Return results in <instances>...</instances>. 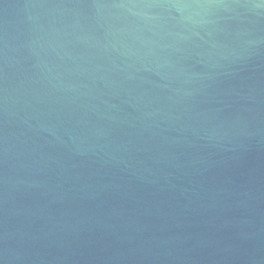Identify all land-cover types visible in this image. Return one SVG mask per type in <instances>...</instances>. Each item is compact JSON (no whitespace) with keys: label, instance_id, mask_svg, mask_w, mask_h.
<instances>
[{"label":"water","instance_id":"obj_1","mask_svg":"<svg viewBox=\"0 0 264 264\" xmlns=\"http://www.w3.org/2000/svg\"><path fill=\"white\" fill-rule=\"evenodd\" d=\"M0 264H264V0H0Z\"/></svg>","mask_w":264,"mask_h":264}]
</instances>
